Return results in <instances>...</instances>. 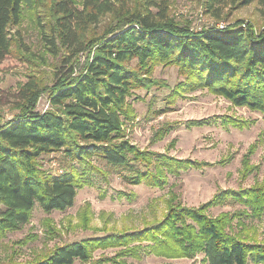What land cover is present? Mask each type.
Here are the masks:
<instances>
[{
  "label": "trees",
  "instance_id": "1",
  "mask_svg": "<svg viewBox=\"0 0 264 264\" xmlns=\"http://www.w3.org/2000/svg\"><path fill=\"white\" fill-rule=\"evenodd\" d=\"M197 1L216 21L256 2L264 21V0ZM24 8H39L35 18L41 51L50 64L41 53H29L19 29ZM6 57L18 62L33 57L35 63L51 65L53 75L46 84L28 74L11 104L13 114L0 116V243L29 221L35 203L45 213L65 211L83 186L75 167L48 173L42 156L62 151L69 162L87 164L99 156L127 183L154 188H164L168 175L209 164L140 149L126 138L124 125L136 118L128 98L137 90L164 86L153 77L157 66H175L182 78L166 96V108L185 91L207 89L264 115V27L238 19L222 29L194 30L187 19L169 13L167 0H0V62ZM43 94L48 108L39 111ZM222 119L245 126L241 120ZM162 134L159 129L153 138ZM251 168L245 158L243 169ZM227 203L243 208L208 214L210 207ZM263 214L264 179L249 187L220 189L196 207L170 192L162 217L142 227L104 230L25 262H15L16 250L9 247L0 264H132L127 259H139L142 252L163 259L201 254V264H264V238L258 239L244 220ZM81 225L88 226L86 218L81 217ZM109 248L114 249L110 255H94Z\"/></svg>",
  "mask_w": 264,
  "mask_h": 264
},
{
  "label": "rangeland",
  "instance_id": "2",
  "mask_svg": "<svg viewBox=\"0 0 264 264\" xmlns=\"http://www.w3.org/2000/svg\"><path fill=\"white\" fill-rule=\"evenodd\" d=\"M159 1V0H154ZM169 13L178 20L187 19L191 28H222L235 20L245 24L264 27L260 7L256 2L241 7L227 18L214 20L205 14L197 0H167ZM39 8L22 11L19 29L24 35L29 53H41L47 64L48 55L41 51V38L35 14ZM219 28V29H222ZM32 58L18 62L10 57L0 62V116L7 119L13 114L11 104L18 90L26 81L28 74L41 77L50 84L53 67L35 63ZM80 61H83L81 56ZM55 62V61H54ZM153 77L163 87L150 90H137L128 101L136 112V118L124 125L126 138L140 149L168 153L178 159L209 163L201 168H187L178 175H168L164 188H154L144 183L133 185L122 179V173L108 165L101 157L88 158L90 164L78 161L69 162L62 151L42 156V168L52 174H62L76 168L83 186L77 189L74 204L65 211L45 213L38 203L32 209L29 221L17 231L7 233L0 243V255L13 247L15 262H25L36 254L63 244L100 235L104 230L131 229L142 227L154 218L162 217L165 200L170 192L186 206H199L208 201L220 189H238L260 183L264 179V115L245 106H235L226 98L207 89L193 92L185 91L176 96L169 108L166 96L182 78L175 66H157ZM48 108L47 96L41 95L37 110ZM163 109V112H159ZM224 118L244 121L242 128L233 126ZM189 121H202L201 125H192ZM171 124V127H165ZM159 129L161 138H153ZM166 132V133H165ZM152 140V141H151ZM250 151H253L249 153ZM248 160L251 170L246 172L244 159ZM219 161H223L219 163ZM88 162V163H89ZM244 173V175H243ZM238 204L227 203L210 207L208 214L217 216L221 212L242 209ZM81 217L88 226L81 225ZM251 225L258 239L264 238V214L258 219H244ZM21 243H18L19 241ZM27 243H25L26 241ZM25 241V242H24ZM16 244V245H15ZM114 249L97 250L94 255H110ZM141 258L129 257L132 264H201V254L193 259H163L146 252ZM73 264H86L76 261ZM110 264V263H106Z\"/></svg>",
  "mask_w": 264,
  "mask_h": 264
},
{
  "label": "built area",
  "instance_id": "3",
  "mask_svg": "<svg viewBox=\"0 0 264 264\" xmlns=\"http://www.w3.org/2000/svg\"><path fill=\"white\" fill-rule=\"evenodd\" d=\"M222 27H223V25H221V26L219 25V28H222Z\"/></svg>",
  "mask_w": 264,
  "mask_h": 264
}]
</instances>
